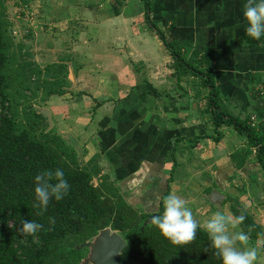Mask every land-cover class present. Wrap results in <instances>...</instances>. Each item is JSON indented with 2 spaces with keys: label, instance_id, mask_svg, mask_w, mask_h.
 Here are the masks:
<instances>
[{
  "label": "crops",
  "instance_id": "obj_1",
  "mask_svg": "<svg viewBox=\"0 0 264 264\" xmlns=\"http://www.w3.org/2000/svg\"><path fill=\"white\" fill-rule=\"evenodd\" d=\"M150 2L38 0L45 40H36L30 29L27 35L18 30L16 40L39 64L67 63L71 81V92L52 96L42 110L50 126L74 142L81 159L95 157L101 173L138 209L157 212L170 186L205 221L219 210L205 201L218 191L224 196L221 211L234 216L226 200L238 197L264 238V173L249 162L235 168L230 153L242 140L232 127H221L220 141L212 138L205 91L191 74L177 84L173 58L156 31L188 60L216 49L212 68L225 107L234 115H255L259 125H264V37L246 35L245 0ZM247 246L257 249L264 264L260 246L249 240Z\"/></svg>",
  "mask_w": 264,
  "mask_h": 264
},
{
  "label": "trees",
  "instance_id": "obj_2",
  "mask_svg": "<svg viewBox=\"0 0 264 264\" xmlns=\"http://www.w3.org/2000/svg\"><path fill=\"white\" fill-rule=\"evenodd\" d=\"M150 5L151 0H146ZM7 0H0V264H82L89 249L81 244L100 230L111 228L126 240L119 264H220L207 233L198 228L195 238L182 245L172 244L159 229L145 221L154 212L142 211L125 197L122 187L111 180L94 160L85 163L76 146L55 126H50L45 107L52 96L71 92L69 65L53 62L39 66L17 42ZM26 5L29 1H23ZM150 21L149 16H146ZM173 58L177 84L188 75L204 90L211 113L212 138H223L221 127H232L242 138V146L230 153L236 169L249 162L251 168L264 173V125L254 124L253 114H232L223 102L212 62L217 50L205 48L194 60L167 43ZM201 92V91H200ZM199 95H201L199 93ZM204 136H209L205 134ZM184 138H178L177 144ZM176 160L168 178L173 180ZM61 168L70 188L61 200L50 201L46 212L33 207V177L46 169ZM98 177L99 182L94 183ZM170 193V186L160 199ZM235 216L245 219L240 226L256 244L263 235L262 226L241 205L238 197H227ZM54 217L55 223L49 222ZM24 220H34L41 229L34 235H22L18 229ZM264 251V245L259 248Z\"/></svg>",
  "mask_w": 264,
  "mask_h": 264
},
{
  "label": "clouds",
  "instance_id": "obj_3",
  "mask_svg": "<svg viewBox=\"0 0 264 264\" xmlns=\"http://www.w3.org/2000/svg\"><path fill=\"white\" fill-rule=\"evenodd\" d=\"M245 20V33L254 40L264 37V0H245L242 5ZM70 185L61 168L46 169L33 177V207L41 213L46 212L50 201H61L67 194ZM245 216L226 215L222 211L214 212L203 223L198 222L192 209L184 198L169 193L162 198V211L152 217V224L172 244L182 245L192 241L198 228H202L215 250L214 255L220 264H259L257 249L247 246L249 236L244 231H231L242 223ZM49 222L54 224L55 218ZM42 225L34 220H24L18 231L22 235H34Z\"/></svg>",
  "mask_w": 264,
  "mask_h": 264
},
{
  "label": "water",
  "instance_id": "obj_4",
  "mask_svg": "<svg viewBox=\"0 0 264 264\" xmlns=\"http://www.w3.org/2000/svg\"><path fill=\"white\" fill-rule=\"evenodd\" d=\"M43 111V110H41ZM46 117L51 125L49 114ZM74 144V142H72ZM209 199L218 205L222 204L224 196L218 191H212L209 195ZM157 214H153L145 221V225L152 221V217ZM264 238H258L257 244L262 247ZM126 240L122 235L111 228H105L99 231L91 240H88L81 244V247H87L89 249L87 257L82 261V264H119V257L126 247Z\"/></svg>",
  "mask_w": 264,
  "mask_h": 264
},
{
  "label": "rangeland",
  "instance_id": "obj_5",
  "mask_svg": "<svg viewBox=\"0 0 264 264\" xmlns=\"http://www.w3.org/2000/svg\"><path fill=\"white\" fill-rule=\"evenodd\" d=\"M23 1L24 0H7V2H6V4H7V11H8L9 17H10L11 21L13 22L14 31H15V29H17L14 32L16 38H17L18 30L19 31H22L24 29L25 30V34L24 35H27V31H28V29H30L32 31V34L36 36V40H40V41L45 40V38H46L45 33L46 32L43 31V27H41V26H43L45 24V22L38 15V10L40 9V6L37 5L38 4V0H36V1H34V0H27V1H29V4L28 5H26ZM32 13L36 17H34L32 15ZM33 17H34V19H33ZM25 25H28V27H24V28H21L20 29L19 26H25ZM27 59H30V60L33 61V59L30 56H28V58L26 57V60ZM39 66L44 67L45 65L39 64ZM46 104H47V102H46ZM47 106H48V104H47ZM43 108H44V106H43ZM43 108L42 107H38L39 110H42ZM237 115H240V114L238 113ZM246 115L247 114L244 113V115H242V117H244ZM52 119H54L53 118V114H52ZM240 138H241V140H243L242 137H240ZM98 182H99V178L96 177L94 179V183L97 184ZM231 190H234V193H235V188H232ZM228 194H231L230 191H228L227 195ZM205 201H207V204H210L213 207V210L219 209L221 211V210H224L225 209L223 205L216 206V204L212 203L211 200H205ZM231 212H232V210H231ZM194 218L198 222L202 223L203 219L206 218V215L204 216L203 214H201V215L194 214ZM238 227H240V224H238L235 227L236 230L238 229ZM235 228H233V229L235 230Z\"/></svg>",
  "mask_w": 264,
  "mask_h": 264
},
{
  "label": "built area",
  "instance_id": "obj_6",
  "mask_svg": "<svg viewBox=\"0 0 264 264\" xmlns=\"http://www.w3.org/2000/svg\"><path fill=\"white\" fill-rule=\"evenodd\" d=\"M251 119L254 124H259L258 118L255 115H253Z\"/></svg>",
  "mask_w": 264,
  "mask_h": 264
}]
</instances>
